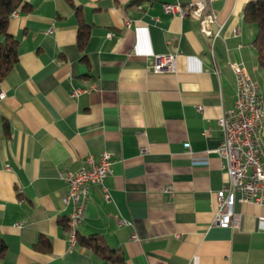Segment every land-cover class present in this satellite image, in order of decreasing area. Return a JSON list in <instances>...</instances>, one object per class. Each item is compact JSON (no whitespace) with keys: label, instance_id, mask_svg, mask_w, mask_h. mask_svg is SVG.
Here are the masks:
<instances>
[{"label":"crops","instance_id":"1","mask_svg":"<svg viewBox=\"0 0 264 264\" xmlns=\"http://www.w3.org/2000/svg\"><path fill=\"white\" fill-rule=\"evenodd\" d=\"M195 1L72 0L90 29L81 51L66 0H21L7 23L18 59L0 82L9 128L0 137V264H264V207L237 202L236 228L212 224L216 192L228 182L214 152L216 120L234 101L228 63H242L264 96L256 28L242 19L251 0L210 2L212 42L197 18L162 9ZM157 54L175 56L173 72L150 71ZM102 151L113 161L110 200L89 186L70 246L59 173ZM89 235L106 250L79 243ZM41 238L49 252L34 248Z\"/></svg>","mask_w":264,"mask_h":264},{"label":"built area","instance_id":"2","mask_svg":"<svg viewBox=\"0 0 264 264\" xmlns=\"http://www.w3.org/2000/svg\"><path fill=\"white\" fill-rule=\"evenodd\" d=\"M214 0H198L188 5L179 3H164L163 11L180 18L191 15L198 20L200 34L212 42L217 34L212 27L216 23V12L211 8L210 2ZM14 10L11 15H15ZM129 26V22L126 23ZM51 32V29L48 31ZM211 59L215 64L212 51ZM154 62L149 66L155 73L173 72L175 69V56L173 54H157L153 56ZM228 67L232 73L234 84L233 106L223 110L216 120V127L220 133V142L214 150L223 171L228 177L227 184L216 192L215 213L213 225L220 228H236L239 214L234 212L235 203H253L264 207V96L256 81L248 74L245 66L240 62H229ZM95 85L88 88H73L71 97L95 89ZM0 98H3L0 93ZM200 111L201 107H197ZM189 149V144L184 143ZM112 157L107 151H102L97 161L91 156L76 170L64 169L59 177L66 186V193L62 198L64 206L70 207L66 218L68 242L73 246V237L81 223L88 197L85 194L86 186L98 187L102 198L110 200V194L104 186V179L111 172ZM166 191L171 194L170 187ZM121 224L129 225L120 220ZM136 239L135 235H132Z\"/></svg>","mask_w":264,"mask_h":264},{"label":"trees","instance_id":"3","mask_svg":"<svg viewBox=\"0 0 264 264\" xmlns=\"http://www.w3.org/2000/svg\"><path fill=\"white\" fill-rule=\"evenodd\" d=\"M68 4L74 9L75 16L78 20V41L79 50L82 51L89 36V27L82 21L79 8L74 5L72 0H66ZM21 0H0V82L11 71L17 62V41L7 32V23L11 13L20 5ZM137 4V3H136ZM243 22L253 25L256 28L254 39L252 40V47L255 50L258 65L264 70V0H251L244 9L242 15ZM8 123L5 120H0V137L1 134H8ZM60 224L66 227V220L60 221ZM79 243L90 247L93 251L98 252L106 250L102 239L97 235H89L79 239ZM99 244L102 245L99 247ZM34 248L39 251L49 252L50 244L46 238H41ZM7 250V246L0 236V258L3 257Z\"/></svg>","mask_w":264,"mask_h":264},{"label":"bare ground","instance_id":"4","mask_svg":"<svg viewBox=\"0 0 264 264\" xmlns=\"http://www.w3.org/2000/svg\"><path fill=\"white\" fill-rule=\"evenodd\" d=\"M88 192H89V186H86L85 187V194L88 195ZM75 239H76V237H73V244L75 243Z\"/></svg>","mask_w":264,"mask_h":264}]
</instances>
